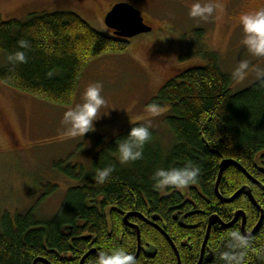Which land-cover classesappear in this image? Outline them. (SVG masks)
Instances as JSON below:
<instances>
[{"label": "trees", "instance_id": "1", "mask_svg": "<svg viewBox=\"0 0 264 264\" xmlns=\"http://www.w3.org/2000/svg\"><path fill=\"white\" fill-rule=\"evenodd\" d=\"M28 47L21 49L19 41ZM129 41L104 34L73 11H41L26 19L4 20L0 16V81L50 103L73 102L80 79L94 58L127 48ZM23 51L26 63L13 65L8 56ZM203 64L181 68L168 79L153 98V104L167 107L166 122L174 141L164 146L154 130L140 160L122 165L116 144L130 128L98 150L91 169L80 165L58 166L66 177L79 184L68 189L64 202L51 219L39 218L33 209L5 214L0 225V264H93L101 251L124 248L137 251L134 227L140 231L141 252L137 264H177L174 243L181 264H196L206 233L208 218L217 215L223 222L236 211L245 215V229L251 231L260 219V210L245 194L233 201H221L214 190L220 163L232 160L264 187V75L241 90H233L232 78L223 72L215 52L202 56ZM138 124L132 125L136 126ZM165 147V148H164ZM199 168L194 183L184 190L168 187L157 190L151 179L157 168ZM113 167L104 184L97 183L99 169ZM248 186L263 211V219L250 237L241 231V217L230 227H211L201 264H264V190L236 166H228L218 183V192L231 197ZM47 191V194L54 191ZM192 213V214H189ZM177 214V219H174ZM184 218V225L179 218ZM154 216L158 218L152 219ZM148 221H146V220ZM238 232L249 247L237 246L229 233ZM154 246L155 255L144 249ZM212 252L208 260L205 256Z\"/></svg>", "mask_w": 264, "mask_h": 264}, {"label": "rangeland", "instance_id": "2", "mask_svg": "<svg viewBox=\"0 0 264 264\" xmlns=\"http://www.w3.org/2000/svg\"><path fill=\"white\" fill-rule=\"evenodd\" d=\"M117 2L140 10L152 30L128 38L123 51L91 60L71 104L50 103L0 81V225L5 214L12 218L29 209L39 218L55 217L68 189L79 184L58 166L91 169L95 153L132 125L150 123L160 142L171 145L167 107L152 100L181 68L203 64L205 52L217 54L221 70L232 78L233 90L244 89L264 75V58L251 56L242 46L235 23L240 13L264 7V0H218L223 8L208 20L189 17L191 0H0V16L24 20L33 12L73 11L109 34L103 15ZM243 60L249 61L248 74L237 81L233 72ZM92 82L103 86L105 116L83 139L69 137L63 113L82 102L84 89Z\"/></svg>", "mask_w": 264, "mask_h": 264}, {"label": "clouds", "instance_id": "3", "mask_svg": "<svg viewBox=\"0 0 264 264\" xmlns=\"http://www.w3.org/2000/svg\"><path fill=\"white\" fill-rule=\"evenodd\" d=\"M223 5L218 0H191L188 5V15L193 19L208 20L221 11ZM242 33L241 44L247 52L257 58H264V7L253 11L240 13L235 20ZM21 49L28 47L25 40H20ZM9 63H26V55L23 51H16L8 56ZM249 70V61H240L233 72L237 81H243ZM103 86L100 82H92L84 89L81 103L68 108L62 116V121L67 127L69 137L81 139L85 134L95 131V122L105 116L101 109L106 106L105 96L102 94ZM152 113L157 109L152 107ZM151 139L150 123L131 126L127 135L118 139L116 151L118 160L122 165L142 159L143 149ZM113 167L108 166L99 169L95 179L97 183L104 184L113 172ZM199 168L191 163L183 167L157 168L152 174L153 187L157 190H165L168 187L181 189L194 183L199 175ZM236 242L237 246L248 248L249 241L238 232L228 234ZM223 258L229 262L233 257L224 254ZM93 264H137L135 257L124 248H112L109 251H101Z\"/></svg>", "mask_w": 264, "mask_h": 264}, {"label": "water", "instance_id": "4", "mask_svg": "<svg viewBox=\"0 0 264 264\" xmlns=\"http://www.w3.org/2000/svg\"><path fill=\"white\" fill-rule=\"evenodd\" d=\"M104 23L105 25L114 30V34L118 35L120 37H124V38H131L134 36H137L139 34L142 33H147L151 31V26L148 25L147 23L144 22V16L142 15L141 11L136 9L134 6H132L131 4L127 3V2H118L115 3L111 9L106 13L105 17H104ZM236 166L238 167L241 171H243L254 183L258 184L260 187L263 188L264 187L259 184L256 180H254L253 178H251L243 169V167H241V165H239L238 163H236L235 161L232 160H222L220 163V167H219V172H218V176H217V180L215 182V186H214V190L215 193L217 195V197L223 201V202H230L233 201L236 197H238L240 194H245L249 197V199L252 201L253 205H255L259 210H260V219L257 222V224L254 226V228L251 231H247L245 229V215L243 212L241 211H236L234 213V216L232 218L231 221L225 223L223 222L217 215H211L208 218V225H207V229H206V233L203 239V243L201 246V251H200V256L199 259L197 261L196 264H201L202 259L204 257V249L206 247V243H207V239L211 230V227L214 224H220L223 228H228L230 226H232L240 217L242 219L241 221V231L243 233V235L245 237H250L254 234V232L258 229L262 219H263V211L260 208V206L256 203V201L254 200L250 188L248 186H242L240 189H238L231 197L229 198H224L222 197L219 192H218V183L219 180L224 172V170L228 167V166ZM192 214V213H189ZM189 214H185L182 217L179 218V224L181 226H185L184 225V218L189 215ZM130 216H140L138 213L136 212H130L128 214H126L124 216V223L128 226L134 227L136 229V234H137V251L135 254V259L137 258V256L139 255V253L141 252V242H140V231L137 225L134 224H129L128 223V217ZM158 217L154 216L152 219L156 220ZM174 219H177V214H174ZM146 220V219H145ZM148 221V220H146ZM160 231L163 233V235L167 238V240L170 242L174 253L176 255V259H177V264H181L180 261V257L178 254V251L174 245V243L169 239V237L165 234L164 230L160 228ZM90 253H96L94 249H91L90 251H88L80 260L79 264H83L84 259L86 258V256ZM144 255L147 257H153L156 253L154 246L149 245L148 248L144 249L143 251ZM212 257V252H208V254L205 256V259L208 260ZM39 260V259H37ZM36 260V261H37ZM36 261H34V264L36 263Z\"/></svg>", "mask_w": 264, "mask_h": 264}, {"label": "flooded vegetation", "instance_id": "5", "mask_svg": "<svg viewBox=\"0 0 264 264\" xmlns=\"http://www.w3.org/2000/svg\"><path fill=\"white\" fill-rule=\"evenodd\" d=\"M111 7H112V6H111ZM111 7H110V8H111ZM110 8H109V9H110ZM109 9H108V10H109ZM106 12H107V11H106ZM106 12H105L104 15H103V22H104V16H105ZM144 21L146 22V19H144ZM109 31H110V34L115 35V34H114V30L109 29ZM115 36H116V35H115ZM118 37H120V36H118ZM121 38H123V37H121ZM123 39H126V40H127V38H123Z\"/></svg>", "mask_w": 264, "mask_h": 264}]
</instances>
